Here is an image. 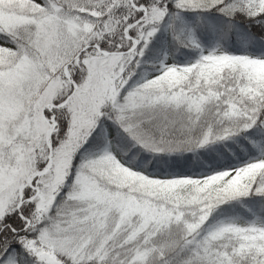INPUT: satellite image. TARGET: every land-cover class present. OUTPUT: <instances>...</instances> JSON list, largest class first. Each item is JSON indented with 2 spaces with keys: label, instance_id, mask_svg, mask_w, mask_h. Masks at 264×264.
Here are the masks:
<instances>
[{
  "label": "snow or ice",
  "instance_id": "6c2138e0",
  "mask_svg": "<svg viewBox=\"0 0 264 264\" xmlns=\"http://www.w3.org/2000/svg\"><path fill=\"white\" fill-rule=\"evenodd\" d=\"M0 264H264V0H0Z\"/></svg>",
  "mask_w": 264,
  "mask_h": 264
}]
</instances>
